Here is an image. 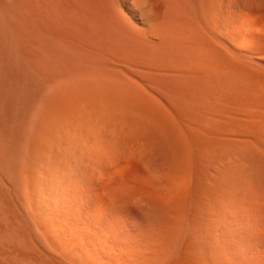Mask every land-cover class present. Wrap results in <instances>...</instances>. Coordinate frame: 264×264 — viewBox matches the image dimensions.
Returning <instances> with one entry per match:
<instances>
[{
    "label": "bare ground",
    "instance_id": "bare-ground-1",
    "mask_svg": "<svg viewBox=\"0 0 264 264\" xmlns=\"http://www.w3.org/2000/svg\"><path fill=\"white\" fill-rule=\"evenodd\" d=\"M7 39L54 142L100 151L83 119L122 112L163 138L171 131L186 158L184 122L197 116L200 245L182 264H264V0H0L1 50ZM26 118L20 138L37 145ZM110 171L85 186L118 217L125 198L104 193Z\"/></svg>",
    "mask_w": 264,
    "mask_h": 264
},
{
    "label": "rangeland",
    "instance_id": "rangeland-1",
    "mask_svg": "<svg viewBox=\"0 0 264 264\" xmlns=\"http://www.w3.org/2000/svg\"><path fill=\"white\" fill-rule=\"evenodd\" d=\"M4 42L6 48L0 49V264L196 261L200 245L198 117L187 116V120L185 116L186 124L183 119L192 135L186 158L179 156L171 131L163 138L122 112L102 120L83 119L84 131L100 151L77 141L54 142L45 126L48 115L38 112L40 89L26 83L22 51L9 39ZM238 61L244 62L241 56ZM194 104L208 107L185 103L191 108ZM164 106L167 109L169 103ZM201 108L194 110L198 113ZM26 116L37 145L20 138V122ZM129 160L133 161L130 166L126 165ZM111 166L117 172L104 193L125 198L122 213L113 218L100 194L85 186L86 180L93 184L105 180Z\"/></svg>",
    "mask_w": 264,
    "mask_h": 264
}]
</instances>
